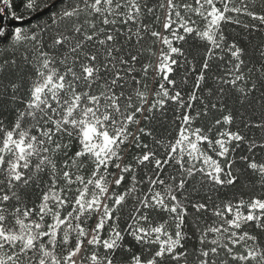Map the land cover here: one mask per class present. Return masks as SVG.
Masks as SVG:
<instances>
[{
	"label": "snow or ice",
	"instance_id": "obj_1",
	"mask_svg": "<svg viewBox=\"0 0 264 264\" xmlns=\"http://www.w3.org/2000/svg\"><path fill=\"white\" fill-rule=\"evenodd\" d=\"M0 264H264V0H0Z\"/></svg>",
	"mask_w": 264,
	"mask_h": 264
}]
</instances>
